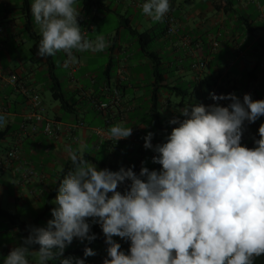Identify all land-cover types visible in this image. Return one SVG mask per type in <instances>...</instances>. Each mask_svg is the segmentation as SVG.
<instances>
[{
	"label": "crops",
	"instance_id": "0c3cea01",
	"mask_svg": "<svg viewBox=\"0 0 264 264\" xmlns=\"http://www.w3.org/2000/svg\"><path fill=\"white\" fill-rule=\"evenodd\" d=\"M85 1L77 0L75 5L80 10L77 20L85 37L93 31L100 15L107 14L118 15L119 22L125 28L122 31L125 30L126 34L130 30L157 32L158 39L153 42L150 52L163 63L167 71V84L173 85V88H190L191 95L182 99L176 92L173 95L163 92L160 98L161 120H167L168 131L158 130L156 124L152 125L147 110L148 91L153 82L147 75L151 60L138 47L130 50L136 44L135 40L129 39V35H124L129 40L122 39L118 28L114 36H104L108 43L103 51L107 62L100 73L89 72L78 54L75 55L78 67L71 73L64 64V53L61 65L69 71V85L64 93L72 97V100L67 98L73 108L63 112L60 106L52 107L51 112L45 107L43 96L49 84L48 60L32 55L30 48L27 51L31 57H21L25 52L21 49L32 41L26 32L29 22L33 32L41 36L39 26L31 15L33 0H0V72L5 75L0 79V107L5 112V127L9 129V134L0 143L4 146V150L0 151V163L5 161L6 153L11 149L16 150L17 155V159L0 169V210L16 217L11 222L0 216V264L13 248L23 244L31 229L46 227L47 221L52 219L51 209L56 207L53 201L58 183L73 168L66 147L80 149L84 159L98 169L118 171L121 167H131L138 176L142 166L150 171H160L162 166L153 163L147 152L140 151L148 132L154 134L151 142L161 144L155 133L162 132L166 137L170 135L172 128L178 126L170 121L174 118L178 121L185 119L181 111L186 105H212L209 94L216 90L222 95L234 93L241 101L245 94H250L253 100H259L257 96H264L261 88L264 86V0H170L171 8L165 17L171 16L176 21L177 33L173 36L165 32V17L161 22L153 23L142 13L141 6L145 0H94L106 8L99 12ZM123 14L130 16L125 18ZM123 19L128 22H123ZM212 42L218 43L217 49H211ZM51 58L53 61V56ZM199 63L203 64V68L194 71L191 66ZM121 70L126 72L125 81H119ZM9 75L17 79L16 87L5 83L4 78ZM36 76L41 82H33ZM104 86L133 107L125 124L115 115L110 125L121 123L125 127L134 126L141 130L139 144L133 149L125 143L111 145L101 141L91 132L93 128L107 129L102 119L97 117L92 104L93 100L108 99L102 91ZM22 87L39 94L47 118L67 124L82 121L89 129H77L73 135H65L58 142L48 141L42 133L34 136L21 133L19 126L28 112ZM253 87L257 88L256 93ZM229 103V100H223L221 106ZM259 119L264 121V116ZM146 126H152L151 130ZM247 127L252 129L251 141L257 140L256 121H245L243 129ZM242 146L247 147L245 142ZM28 169L33 171V175L28 182H24L22 176ZM128 184L130 181L121 184L118 191L123 193ZM88 223L91 225L90 234H95L97 238L91 243L74 238L63 256L84 259V264H103L104 259L108 258L106 238L98 223L91 219ZM113 240L121 245V251L129 253L130 240L117 236ZM85 247L93 249L96 254L85 258ZM38 249L39 245L30 246V251ZM28 259L29 264H38V257L34 254H29ZM48 264H60V261L57 259Z\"/></svg>",
	"mask_w": 264,
	"mask_h": 264
},
{
	"label": "clouds",
	"instance_id": "9594fccd",
	"mask_svg": "<svg viewBox=\"0 0 264 264\" xmlns=\"http://www.w3.org/2000/svg\"><path fill=\"white\" fill-rule=\"evenodd\" d=\"M76 2L33 0L31 15L42 37L38 56L63 52L67 66L77 63L74 52L108 47L102 34L95 40L82 34ZM141 7L158 23L171 5L170 0H145ZM209 95L230 103L186 105L181 111L185 119L170 121L178 126L166 142L153 148L154 134L144 137V147L158 154L152 160L162 166L160 171L142 166L138 176L131 167L98 169L80 149L66 147L73 168L58 183L52 219L46 227L31 229L3 264H29V254L38 257V264L57 259L60 264H84V259L63 254L74 238L89 243L97 238L90 234L89 219L106 238L103 264H254L264 256V123L255 147L241 145L244 122L264 116V100H253L250 94L242 101L234 93ZM131 135L132 128L121 123L108 129L115 141ZM126 181L127 189L118 191ZM114 236L130 240L128 254ZM32 245H39L38 251H30ZM95 254L85 247V258Z\"/></svg>",
	"mask_w": 264,
	"mask_h": 264
},
{
	"label": "built area",
	"instance_id": "2783aa9c",
	"mask_svg": "<svg viewBox=\"0 0 264 264\" xmlns=\"http://www.w3.org/2000/svg\"><path fill=\"white\" fill-rule=\"evenodd\" d=\"M166 26V34L174 35L177 33L176 21L171 16H166L164 19ZM218 48L217 42H212L211 49L215 50ZM66 56V54H65ZM66 61H68V57L66 56V60L64 64L66 66ZM71 73H73L78 65L72 64L70 62L67 63L66 66ZM191 68L194 71H199L203 68V64H193ZM5 75H2L0 72V79H3ZM126 76H124V71L121 70L119 73V81H125ZM6 84H10L14 87L17 86V79L12 76H6L4 78ZM22 93L24 94L27 100L28 112L24 115L23 120L20 124V132L23 134H27L29 136H34L37 133H42L48 141L58 142L63 136L73 135L77 129L86 128L84 123L81 121H77L76 123H61L56 119H49L45 116V108L43 102L36 92L29 90L28 88H21ZM102 91L105 93L108 98L106 101H92L93 107L95 110L100 113L101 119L108 129V127L113 124L114 116L117 115L120 117V121L122 123H126L129 119L130 113L133 111V107L124 103L122 97L119 96L116 92H111L108 86H104ZM217 96L222 95L217 90L214 92ZM213 101V100H212ZM215 103L223 104V100L213 101ZM6 124V117L4 110L0 107V131L4 129ZM132 128V135L127 139H121L115 141L114 139H110L108 136V130L104 128H93L91 129L92 134H94L101 141H105L110 143L111 145H117L120 143H125L130 146V148H135L139 144V139L141 137V130L138 127L129 126ZM153 148L157 143L151 142ZM140 151L147 152L148 155L153 158V156L158 155L153 149H146L145 147L141 148ZM13 159H17L16 150L11 149L6 153V158L3 163H0V169H4L5 165H8ZM33 175V171L28 169L24 172L22 179L24 182H28Z\"/></svg>",
	"mask_w": 264,
	"mask_h": 264
},
{
	"label": "trees",
	"instance_id": "16d2710c",
	"mask_svg": "<svg viewBox=\"0 0 264 264\" xmlns=\"http://www.w3.org/2000/svg\"><path fill=\"white\" fill-rule=\"evenodd\" d=\"M89 7H91L94 11H101L106 10L104 4L94 1V0H86L85 4ZM123 22L127 23V19H123ZM26 32L30 35L31 40L33 41V45L30 48V51L32 55L37 56L38 51V45L40 42L41 36H37L32 28L31 23H28V28L26 29ZM166 32V30H165ZM129 38L135 40L137 47L140 49L142 53L147 55L149 59L151 60V66H150V77L152 79L151 88L149 89V101H148V112L150 114V117L152 119V125H155L158 130L168 131V122L167 120H161V112H162V106H161V96L163 92H168V94L173 95V92L178 94L182 99H185L191 95L190 88H173V85H169L166 82L167 77V71L163 67V63L160 61V59L156 58V56L151 53V47L154 41L158 39L157 32L155 31H143L139 32L136 30H130ZM48 60V90L50 92V95L52 99L59 103L60 109L63 112L71 111L73 108V105L69 104V99L66 97V94L64 93L61 84L59 82L58 77L55 75V64L52 61L51 57H45ZM256 69L258 67H255ZM250 79V78H249ZM197 80V79H196ZM252 80V79H250ZM261 88L264 90V86L262 85ZM178 90V91H177ZM252 90L256 93L257 88L253 87ZM218 91V90H217ZM219 92V91H218ZM264 92V91H263ZM257 96V95H256ZM259 100H262L264 96H257ZM96 111V110H95ZM97 117L101 118L100 113L96 111ZM82 122V121H81ZM83 123V122H82ZM264 123L263 120L257 119L256 125H257V131L259 129V126ZM243 135L241 143H246L247 147L251 148L252 146L255 147L254 141H251L249 138L252 129L247 127L245 129H242ZM256 131V130H255ZM256 131V132H257ZM9 134L8 127H4L3 130L0 131V143L3 142L6 138V136ZM259 139V137H258ZM252 147V148H253ZM0 216L13 222L14 219H16L15 216L7 213L4 210H0ZM254 264H264V256L258 257L255 259Z\"/></svg>",
	"mask_w": 264,
	"mask_h": 264
},
{
	"label": "rangeland",
	"instance_id": "374dc122",
	"mask_svg": "<svg viewBox=\"0 0 264 264\" xmlns=\"http://www.w3.org/2000/svg\"><path fill=\"white\" fill-rule=\"evenodd\" d=\"M100 15V20H96V22L94 23V29L91 33H89L85 38L90 39V40H95V36L97 35V33L102 34L103 36L105 35H111L114 36L115 33L119 30L118 28H120V36L121 38H126V36L124 35H128L125 33V30L122 31V29H125L121 23L119 22L118 19V15L116 14H107L105 16ZM122 16H124L125 18H129V14H123ZM173 36V35H170ZM127 40L131 39V38H126ZM33 45V42H27V46L25 48H22L21 51H25L24 54L21 56L23 58H29L31 57V54L27 51L28 48H31ZM137 48V44H134V46L130 49V50H135ZM103 51L102 52H91V51H86V52H74V55L78 56L80 55V59L82 60V63L85 65V68L93 73H100L101 70L103 69L104 64L107 62V57L103 55ZM141 57V56H140ZM64 58V53L63 52H58L55 56H53V62L55 64V74L57 75V77L60 80V84L61 87L63 89V91H65L66 87H68L69 85V81H68V72L66 70V68L64 69V67H62L61 62L62 59ZM112 71H115V67H112ZM126 75V72H124V76ZM148 77H150V71L148 72ZM93 79V78H92ZM151 79V77H150ZM95 80V77H94ZM34 83H39L40 78L39 77H35L33 79ZM149 92V91H148ZM67 93V92H66ZM65 93V94H66ZM44 104L45 107L47 108V110L51 111L52 107H58L59 103L54 101L48 90L44 91ZM70 95L66 94V97H68L69 99L72 100V97H69ZM173 98V97H172ZM215 102H213L214 104ZM52 112V111H51ZM152 126H146V128L148 130H151ZM155 137L157 139L160 140L161 144L166 142V135L162 132H157L155 133ZM241 145H243L241 143ZM4 150V146H2V144H0V151Z\"/></svg>",
	"mask_w": 264,
	"mask_h": 264
}]
</instances>
